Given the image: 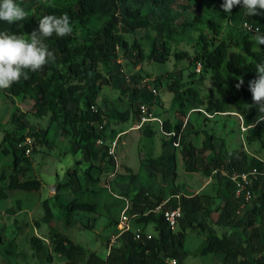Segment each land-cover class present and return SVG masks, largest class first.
Wrapping results in <instances>:
<instances>
[{
    "label": "trees",
    "instance_id": "1",
    "mask_svg": "<svg viewBox=\"0 0 264 264\" xmlns=\"http://www.w3.org/2000/svg\"><path fill=\"white\" fill-rule=\"evenodd\" d=\"M20 1H29L33 5L27 19L22 21L27 34L38 27L39 20L45 15L67 13L72 26L76 23L86 24L92 16L107 19L97 31L82 40H78L73 31L65 37L53 35L46 38L44 42L54 53L55 62L46 65L41 71L28 72V79H21L6 89L9 96L30 98L33 104L27 112L15 109L11 117L13 131L7 132L3 139L10 142V148L5 146L3 153L11 152L14 173L7 177L4 174L0 176L4 183V186H0V201L8 198V191L38 192L42 187L39 180L25 178L30 169V160L25 151L32 149V142L28 145L26 139L41 146L49 144L47 129L36 126L26 128L22 120L32 115L48 118L49 122L60 127L63 135L72 139L71 152L82 154V160L77 161L79 169H69L68 181L59 186V190L73 195L71 200L56 206L64 218L63 223L69 225L75 222L74 215L78 212L96 213L95 205L81 198L83 192L90 193L89 186L95 190L102 177H110L114 172L115 157L108 151L110 140L116 135L114 130L108 131L110 120L114 117L126 122L131 118L137 125L141 105L152 109L155 104H160L159 96L146 88L138 74L129 76L124 73L123 64L127 67L137 66L146 59L164 64L171 55L176 61L186 59L188 69L193 67V71L188 72L190 80L184 81L181 75L169 73L164 78L157 77L154 85L156 89L159 85L164 86L172 93L178 112L185 114L186 109H190L191 99L197 106L194 112L198 115L229 116L227 113L241 112L245 118L249 117L244 113L243 103L253 104L248 82L256 77V64L264 60V45L249 51L247 56L229 50V44L221 38V30L214 17L222 10L223 0H73L69 4H58L55 0ZM179 9L188 12L181 22L178 14L173 13ZM208 9L215 11V14L204 20L205 15L211 12ZM224 16L239 22L242 37L254 35L244 28V23L258 24L264 31V15L249 17L242 7L237 6L230 14L224 13ZM14 29L15 23L0 21V31L14 33ZM139 29L151 32L148 54L139 42L130 43L126 37ZM193 32L198 33L194 41ZM181 42L193 43V54L177 50L172 53L171 44ZM198 65L200 71L196 73ZM208 75L212 88L204 95L195 82L205 80ZM239 78L244 83L237 89L235 85ZM102 87L118 88L129 103L130 110L119 112L116 116L105 112L98 104ZM192 128L193 124L188 119L175 122L165 119L161 127L157 122L145 123L143 135L152 138L159 131L166 137L162 138L163 147H169L161 155L147 159V166L162 178L171 177L173 180L178 150L186 172L210 177L212 170H217L214 176L222 184L223 195H186L173 183L168 189L167 201L166 193L154 194L144 187H135L131 195L121 193L120 196L126 201V196H129L128 214L131 222L135 220L142 229L151 225L153 233L148 239L143 230L140 238L135 239L134 231H125L111 245L110 240H107L103 256L57 231L51 225L53 207L48 199L44 200L42 222L49 226L51 237L49 247L41 237L32 236L29 239L37 264H52L56 257L64 264H170L172 260L176 264H185L189 253L184 243L189 229L206 236L199 253L222 255L221 264H264V161L256 157L249 158L243 149H228L223 138L216 148L214 136L209 134L205 135L201 146H196L189 140V136L197 132L191 131ZM97 140L103 143L98 145ZM205 153H208L207 158L203 156ZM127 170L130 172L129 168ZM252 170L257 172L249 186L252 197L239 211L242 213L238 214L242 199L235 197L234 183L221 175V171L241 174ZM135 176L131 173L126 177L119 175L123 179L128 177L132 183ZM215 198L220 203L212 207L211 200ZM56 199L55 196L54 202ZM160 205L162 210L177 206L181 208L182 217L175 231L168 229L161 212H155ZM214 213L217 217L213 223L217 228L209 224ZM115 232L117 234V228ZM15 247L12 240L7 250L17 254Z\"/></svg>",
    "mask_w": 264,
    "mask_h": 264
},
{
    "label": "rangeland",
    "instance_id": "2",
    "mask_svg": "<svg viewBox=\"0 0 264 264\" xmlns=\"http://www.w3.org/2000/svg\"><path fill=\"white\" fill-rule=\"evenodd\" d=\"M46 2L47 0H35ZM58 4H69L73 0H55ZM18 3L28 13L33 7L29 1H20ZM175 9V8H174ZM205 15L204 20L210 18L214 12L212 10ZM223 11L215 14V20L221 30V38L229 44V50L247 56L249 51L260 49L253 35L250 37H242L235 20H229L224 16ZM173 13L178 14L180 22L188 16V12L179 9ZM107 18L92 16L86 24H74L73 34L78 40L84 39L88 34L97 31ZM22 23V22H20ZM24 32L23 27L19 28L15 24L14 33L20 34ZM27 34V33H25ZM198 33L193 32V40ZM128 41L139 42L145 53L148 54L150 46L151 32L149 30H136L126 35ZM193 43L187 44L181 42L179 44H171V52L187 51L190 55L193 54ZM122 63H124L122 61ZM124 73L129 76L138 74L147 89H155L156 95L160 98V104L152 106V111L160 121L169 119L172 122L178 120L190 121L193 124L191 131H197L189 136L194 145L201 146L202 140L206 134L213 135V144L218 148L223 138L226 141L228 149H243L249 158L256 157L264 161V122L256 125L252 129H248L247 123H253L258 115L257 107L249 102H244V113L249 117L245 121L241 119V112H230L223 115L206 116L203 113L194 112L197 106L190 99V109H186L185 114L178 112L176 102L172 98V93L166 90L164 86L155 88L156 79L159 76L163 78L169 73L176 76L181 75L184 81L190 80L188 72L193 71V67L188 69V60L176 61L171 55L168 61L164 64L156 63L152 60H144L137 66H125ZM199 73V72H196ZM199 75V74H197ZM197 79V76H196ZM164 82V80H163ZM199 84V89L202 94L206 95L211 90V82L209 75L203 81L195 82ZM221 97V95H219ZM33 101L30 98L21 99L20 97H11L7 94L6 89L0 90V176L14 173L13 172V156L11 152L3 153V148H10V142L3 140L7 132L13 131L11 123L12 113L15 109L21 112H27L31 109ZM98 104L105 112L116 116L117 113L130 110L129 103L125 96L121 94L118 88L102 87ZM232 111H235L232 109ZM244 116V115H243ZM26 128L36 126L48 130V145H38L32 142V149L29 154H25L30 160V169L25 175V178L37 179L41 182L42 187L38 192L24 191H8V198L0 201V264H37L38 261L33 257V251L29 244V239L32 236L41 237L47 246H50V229L47 224L42 222L44 211L42 201L49 200L53 207L54 218L51 225L59 232L65 234L74 242L84 246L90 251H95L103 256L106 252L107 240H112L116 235V222L119 219L120 212L124 209L126 202H129L128 197L123 199L121 193L132 194L135 187H144L149 189L154 194L161 192L166 193V201L169 198L168 192L171 183L174 186H179L181 192L190 194H207L211 197L223 195L222 184L215 178L212 170V176L207 177L202 173H189L184 170L183 163L178 150H176V176L173 180L171 177L162 178L147 165V159L161 155L162 151L169 149L163 147V142L166 139L159 131L152 138H146L143 135L144 125L137 128L136 124L130 118L126 122H121L117 118H112L109 123V130H114L116 135L110 141L116 140L114 147L115 167L112 176L102 177L100 183L96 186L88 187L90 193L83 192L81 200L95 205L96 213L78 212L74 215L75 222L69 225L63 223L64 218L60 215L57 205L61 202H67L73 198V195L65 190H59L60 184L68 181L67 172L69 169H79L77 161L82 160L81 152L73 154L71 152L72 139L62 133L60 127L48 121V118H36L32 115L24 117ZM185 132L186 129H185ZM250 138V139H249ZM208 153L203 154L207 158ZM83 167V166H82ZM130 169V172L127 170ZM135 174L134 182L132 183L127 177L120 178L119 175L129 176ZM225 177V176H224ZM227 178V176L225 177ZM253 180V179H252ZM0 186L4 183L0 180ZM51 187L52 190H51ZM55 196L57 199L54 202ZM220 203L218 198L211 200V206L216 207ZM244 208V207H243ZM242 208V209H243ZM241 209V210H242ZM14 210V212H13ZM238 214L242 212L237 211ZM217 214L212 215L209 224L216 227L213 221ZM217 228V227H216ZM131 230L136 232L144 230L146 234L151 235L153 229L151 225L144 229L141 225H137L135 220L131 222ZM15 242V253H11L7 247L10 241ZM206 236L196 230L189 229L185 237L184 247L189 253L185 258V264H221L222 255L206 254L202 255L199 251L205 244ZM9 251V252H8ZM52 264H64L63 261L54 258Z\"/></svg>",
    "mask_w": 264,
    "mask_h": 264
},
{
    "label": "clouds",
    "instance_id": "3",
    "mask_svg": "<svg viewBox=\"0 0 264 264\" xmlns=\"http://www.w3.org/2000/svg\"><path fill=\"white\" fill-rule=\"evenodd\" d=\"M240 6L249 17L264 15V0H223L222 11L230 14L234 7ZM28 13L16 0H0V21L17 24L27 19ZM250 32L254 31L253 39L258 46L264 45V31L261 26L249 25ZM73 31L71 17L62 15H45L38 27L25 34H15L10 31H0V90L8 89L21 79H28V72H38L46 65L55 62V55L44 42L53 35L65 37ZM256 77L248 82L253 104L257 107L258 115L253 123H247L248 129L264 122V60L256 64ZM242 78L235 85L239 89L243 85ZM241 119L245 121L244 116Z\"/></svg>",
    "mask_w": 264,
    "mask_h": 264
},
{
    "label": "built area",
    "instance_id": "4",
    "mask_svg": "<svg viewBox=\"0 0 264 264\" xmlns=\"http://www.w3.org/2000/svg\"><path fill=\"white\" fill-rule=\"evenodd\" d=\"M249 25H253V24H249V23L243 24L244 28L249 33L254 34V31H252V32L249 31V29H248ZM199 71H200V66L198 65L196 68V72H199ZM149 90L153 94H156L155 89H149ZM147 122H157L160 127L162 126V121H160L156 117V115L152 111V109H149V107L147 105H141L139 107V122L136 125V127L140 128L141 126H143ZM26 143L28 145H31V140L29 138H27ZM96 143L98 145H101L103 142L101 140H97ZM174 145L177 146V144H174ZM19 146H21V145H19ZM115 146H116V140L111 141L108 153L112 156H114V147ZM29 153H30V149H27L25 151V154L27 155ZM214 174H217V170L214 171ZM221 175H223L225 177L227 176V178L234 183L235 197L242 199L240 209L238 210V211H240L245 206V204L251 200L252 195H251V192L249 190V186L252 182V179L256 178L257 172L255 170H252L248 173L237 174V173L233 172V173L229 174L226 171H221ZM163 204H165V202ZM161 206L162 205L158 206L155 209V212H161L163 219H164V222L167 224L168 229L171 231H175V229L177 228L178 222L182 217L181 208L179 206H177L173 209L162 210ZM128 208H129V204H128V202H126L124 209H122V211L120 212V215H119V219H118V223H117L118 232L114 236V238L110 241V245L115 242L116 238L121 233L131 230V220H130V217L128 214ZM140 234H141V231L137 230L135 232V239H139ZM147 238L150 239L151 235L147 234ZM170 264H176V261L172 260L170 262Z\"/></svg>",
    "mask_w": 264,
    "mask_h": 264
},
{
    "label": "water",
    "instance_id": "5",
    "mask_svg": "<svg viewBox=\"0 0 264 264\" xmlns=\"http://www.w3.org/2000/svg\"><path fill=\"white\" fill-rule=\"evenodd\" d=\"M53 187H51V190H52Z\"/></svg>",
    "mask_w": 264,
    "mask_h": 264
}]
</instances>
